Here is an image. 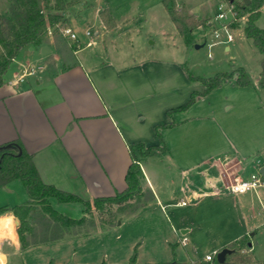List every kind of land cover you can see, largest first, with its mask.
I'll return each mask as SVG.
<instances>
[{
    "label": "crops",
    "instance_id": "1",
    "mask_svg": "<svg viewBox=\"0 0 264 264\" xmlns=\"http://www.w3.org/2000/svg\"><path fill=\"white\" fill-rule=\"evenodd\" d=\"M177 1L204 18L192 11L193 0ZM80 7L72 8L69 24L78 35L79 49L61 42V51L51 37L48 44L26 47L38 52L43 63L34 81L26 76L14 84L18 70L27 67L22 63L14 78L6 75L0 87V146L19 140L45 183L92 199L125 189L131 144H164L165 151L141 162L155 199L116 225L26 248L17 232L19 218L12 212L0 215V264H126L133 258L141 263H190L196 255L204 258L255 232L258 226L247 213L264 189L233 193L230 185L245 179L256 160L264 161V88L257 79L253 85H239L235 75L179 108L204 89L189 76L186 54L158 57L145 55L144 48L120 63L108 51L109 38L117 47L115 39L130 41L131 30L138 29L135 35L141 36L147 24H162L163 33L176 31L182 37L163 0H89L78 16ZM105 9L115 22L112 27L100 16ZM96 42L104 50L77 55ZM45 45L49 50L43 52ZM225 49L230 50L229 44ZM28 201L20 179L0 187V206ZM50 202L71 218L85 215L81 202L55 197ZM99 241L104 251L96 255L92 246Z\"/></svg>",
    "mask_w": 264,
    "mask_h": 264
},
{
    "label": "trees",
    "instance_id": "2",
    "mask_svg": "<svg viewBox=\"0 0 264 264\" xmlns=\"http://www.w3.org/2000/svg\"><path fill=\"white\" fill-rule=\"evenodd\" d=\"M82 0H11L7 10L0 14V87L6 82L8 69L17 55L26 47H39L50 43L52 37L61 51L64 47L73 49L71 43L63 34L62 29L70 24L72 8L79 5ZM86 0L77 11L82 16L88 7ZM235 5L237 16H245V34L251 38L254 45L262 54L261 72L257 78L258 86L264 88V28L257 25L261 15L264 0H226ZM164 6L171 19L183 37L187 46L193 44L194 30L201 26L204 21L198 20L191 14L183 3L177 0H163ZM100 16L108 27L115 25L107 9L100 12ZM67 40V41H66ZM195 45V44H194ZM236 75L239 85H253L252 79L243 67H238L235 72L228 74V78ZM192 79H199L206 88L199 95L207 94L212 89L222 84V74L205 78L194 76L189 72ZM194 93L190 101L179 108H186L196 100ZM162 143L163 139L160 136ZM166 147L146 146L143 142L130 145L132 162L126 173L127 186L122 191L113 195L97 196L92 199H83L81 196L57 188L53 184L45 183L36 168L33 155L28 153L19 140H14L0 146V187L6 183L20 179L29 195V201L21 205L0 206V215L12 212L19 218L17 232L21 247L26 248L39 243H47L60 240L71 234H87L97 228L116 225L128 210V216L138 212L155 199L154 192L149 187L145 174L141 168V162L148 156L156 155L165 151ZM55 197L60 202H81L84 205L85 215L80 219H74L57 211L50 202ZM130 209V210H129ZM96 215L100 222L95 221ZM38 222L42 225L39 232H35ZM244 234L239 240L228 244L225 248L230 251L226 254L223 262L217 256L212 261L203 258L193 262H180L176 259L169 262H138L130 260L126 264H250L252 255L246 250L252 243V235ZM222 250V249H221ZM219 250V251H221ZM253 251V249L251 250Z\"/></svg>",
    "mask_w": 264,
    "mask_h": 264
},
{
    "label": "rangeland",
    "instance_id": "3",
    "mask_svg": "<svg viewBox=\"0 0 264 264\" xmlns=\"http://www.w3.org/2000/svg\"><path fill=\"white\" fill-rule=\"evenodd\" d=\"M10 1L11 0H0V14L1 12L8 9ZM85 1L86 0H82L79 6ZM219 1L220 0H193L191 9L193 12L198 13L199 17H204L202 19L198 18V20H202L204 21V23L194 30V39L191 46L186 47L182 37H180V35L176 33V31H174L175 34L168 35L163 33L162 24H147L141 36L139 34L135 35V32L140 33L138 29L136 31L131 30L129 36L130 41L128 40V38L127 40L123 41L115 39L114 42H117L118 49H116V46H111L112 44L114 45V43L109 40V38L107 41V44L109 45L108 51L111 52L110 54L112 55V58L118 60L120 63H124L122 60L123 58L129 55L131 56V54L139 52L144 48L147 49L146 51H142L145 55H149V52H151L152 54L156 53L158 57L172 55L175 59H177L182 58L183 54H186L185 56L187 62L185 63V65L188 68V72H190L194 76L210 78L214 77L216 74H222V82H225V80L231 78L233 79L235 76L234 75L233 77L228 78V74L235 72V69L238 67H243L246 69L252 79V82L254 83V80H256L260 76L262 54L254 45L252 39L248 38L245 34L244 26L246 25V15L241 17L237 16L236 20L229 22V25L232 28V34L234 36V39L227 43L230 46V50L225 49L226 44L224 43H217L213 46H210L208 44L215 39L213 36L215 27L220 28V24L218 22H216L215 25L209 23L210 20L214 19L218 11L217 7ZM226 14L227 17L222 19L221 22L227 23L229 20H231L232 13L227 10ZM208 15L210 16L207 18L206 16ZM257 25L264 28V5L261 8V15L257 20ZM203 42L205 44L200 48H196L194 45L195 43ZM95 50H104V48L102 47L101 43L96 42L94 46L84 48L83 50L79 51L77 55L86 56L87 54H90ZM133 56L135 57L137 55L134 54ZM19 63H22L26 66H38L40 65V63L41 65L43 64L42 61L39 60L38 52L30 51L28 48H24L11 63L6 74L8 78H14V76L11 75L17 70V66ZM18 71L22 73L24 72V69L20 68ZM40 71L42 70H37L35 75L27 76L34 81L36 75H38ZM192 80L199 81L202 85H204L203 90H197L196 95L198 96L199 92H203L205 90L206 85L199 79ZM211 91L203 95H208ZM261 163H264V161L258 162L256 160L254 162V165L246 170V178L250 177L252 171H258V165H260ZM259 189H264V187H259ZM260 197L261 200H259L257 196L254 197L253 209L249 210V212L247 213L248 216H252L251 218L253 219L254 225L258 226V228L254 229L255 242L253 244V247L246 248V250L252 255V261L250 264H264V196L260 195ZM127 214L128 210L125 214L122 213L123 216H127ZM168 215L169 217L173 216V208L168 209ZM95 221L100 222L97 215L95 217ZM41 229L42 225L38 222L34 231L38 232ZM123 237V240H125L126 236L124 234ZM92 247L96 255L104 251L101 241L95 243ZM252 249L253 251H251ZM137 251L138 245L135 246V251L133 254L134 257L137 255ZM108 253L109 255H112V250H108ZM195 257L196 259H198L201 256L196 255Z\"/></svg>",
    "mask_w": 264,
    "mask_h": 264
},
{
    "label": "built area",
    "instance_id": "4",
    "mask_svg": "<svg viewBox=\"0 0 264 264\" xmlns=\"http://www.w3.org/2000/svg\"><path fill=\"white\" fill-rule=\"evenodd\" d=\"M217 8H218V11L214 19L210 20L209 23L215 25V23L218 22L220 24V28L215 27L214 32H213V36L215 39L212 40L210 43H208L210 46H213L217 43L227 44L234 39V36L231 31L232 28L229 25V22L237 19V11L235 9V5L233 3H229L226 0H220ZM227 10L232 13V18L227 23L221 22L222 19L227 17V14H226ZM86 33L88 36L91 37L92 31L90 29H88ZM62 34L74 44L75 49H79L81 47V43L79 42L77 33L70 26L64 27L62 29ZM92 43L93 42L90 41L88 44L91 45ZM42 68H43L42 65L27 66L24 69V72L17 76L14 84H18L20 81H23L27 75L36 74L37 70H40ZM260 186H264V175L260 172V170H258L256 172H253L249 178L240 179L238 181L231 183L230 190L233 193H245L250 190H254ZM181 203L186 204L187 202L185 200H181ZM219 252L220 251L217 249L212 250L208 252L207 254H205L203 259L205 261H212Z\"/></svg>",
    "mask_w": 264,
    "mask_h": 264
},
{
    "label": "water",
    "instance_id": "5",
    "mask_svg": "<svg viewBox=\"0 0 264 264\" xmlns=\"http://www.w3.org/2000/svg\"><path fill=\"white\" fill-rule=\"evenodd\" d=\"M247 2H249V0H246ZM205 43H195V47L196 48H200L201 46H203ZM49 50L48 46H43L42 47V51L45 52ZM260 172L264 175V166L260 168ZM17 223H19V220H17ZM120 223V222H119ZM250 246H252V244H250ZM230 251L229 248H223L219 253H218V260L223 262L225 260L226 254ZM134 260V258L132 259Z\"/></svg>",
    "mask_w": 264,
    "mask_h": 264
}]
</instances>
